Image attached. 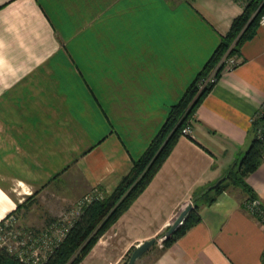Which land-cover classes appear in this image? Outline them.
<instances>
[{
  "label": "crops",
  "instance_id": "0c3cea01",
  "mask_svg": "<svg viewBox=\"0 0 264 264\" xmlns=\"http://www.w3.org/2000/svg\"><path fill=\"white\" fill-rule=\"evenodd\" d=\"M243 9L236 0H0V221L22 203L12 186H30L22 192L29 195L41 176L24 137L65 145L60 133L74 129L76 157L40 188L51 190L57 211L111 193ZM67 17L75 20L63 27ZM66 30L76 31V54ZM237 55L241 63L222 73L198 107L193 135L179 137L80 264H122L153 237L155 246L135 264L147 256V264H264V227L243 207L242 189L212 203L197 199L254 138L252 121L264 103V24ZM247 181L264 203V162ZM196 202L200 222L164 249L160 235Z\"/></svg>",
  "mask_w": 264,
  "mask_h": 264
},
{
  "label": "trees",
  "instance_id": "16d2710c",
  "mask_svg": "<svg viewBox=\"0 0 264 264\" xmlns=\"http://www.w3.org/2000/svg\"><path fill=\"white\" fill-rule=\"evenodd\" d=\"M242 11L231 23L232 26L228 33L222 35L221 41L212 56L196 74L197 76L190 85L186 87L187 89L178 99L179 101L171 105L161 128L142 155L134 160L130 172L122 178L111 193H106L103 197H100V194L94 195V198L85 202L80 215L74 220L61 244L54 246L41 264H80L100 237L128 210L151 182L181 137L183 128L191 120H194L203 98L215 85L211 84L200 90L198 87L200 82L212 72L229 49V55L238 54L243 43L256 34L260 25L259 21L264 15V0H250ZM252 122L254 138L245 154L230 169L229 177L222 180L219 185L209 187L197 199L212 203L219 194L229 190L230 186L234 185L246 193L247 198L245 200H256L264 209V203L258 197V193L247 181L248 176L264 162V112L260 111ZM242 205L245 206L244 203ZM21 206L19 204L6 218L2 219L0 225L4 224L7 218L13 216ZM199 211L200 205L196 202L188 211L185 219L172 232H170V226L160 235L159 238H162L164 249L172 246L190 228L200 222ZM0 264L31 263L21 261L2 247Z\"/></svg>",
  "mask_w": 264,
  "mask_h": 264
},
{
  "label": "rangeland",
  "instance_id": "374dc122",
  "mask_svg": "<svg viewBox=\"0 0 264 264\" xmlns=\"http://www.w3.org/2000/svg\"><path fill=\"white\" fill-rule=\"evenodd\" d=\"M73 19L75 20L74 17H70V18L67 17L65 19L66 20L65 22L68 21L69 23L67 22L63 27H66L68 25L71 26L72 25L71 21H73ZM69 33L71 34V36L68 37V39L74 40L73 43L71 44L72 47L71 50H73V52L76 54V31H69V32L67 30L64 31V35H69ZM58 34L63 39L61 33L58 32ZM227 52L229 53L230 49ZM69 55H71L70 52ZM52 113H54V116L52 118L55 119V116L56 118L58 117L56 114H59V111H51L50 114ZM19 117L20 116L18 115V118ZM52 129L54 130V132H56L57 127L55 128L53 124ZM60 134H63L62 137L65 140V145L48 143V140L46 139L45 140L47 142L45 140H40L39 138L37 139L35 138L31 140L30 137L27 138L24 137V140L22 142L29 148V151L31 150L32 153L31 156L33 157V159L37 163H41V167L43 168L41 169L42 172L39 173L41 174L39 179H35L34 180L35 183L31 185V187L34 190L31 194L29 195L22 194L23 191H29L28 189L30 188V186L26 184L12 186L14 188L13 190L14 192H12L13 195L16 198L23 197L22 203H20L22 205L21 208L18 211H16V213L13 215L14 216L13 228L16 231H21V232L31 231L32 233L35 232L40 233L39 235L41 236L40 237L41 243L37 246H39L38 248L41 250L42 253L44 252L45 248H42L41 246L47 243H49L48 245L51 246V248H53L57 244H61L67 232L69 231V228L73 224L74 220H76V218L80 215L83 209L82 206L85 204V202L88 201V199L94 198V196H88L85 198L83 197L74 202H67L64 205H59L61 209L60 211H57L54 206L56 203L53 202L55 200V197L52 196L53 194H50L51 190L49 188L40 190V188H43L45 184L48 182L47 180L48 178L49 180H51L55 177V176L51 177V175H53L54 173L59 174L61 170H63V168L76 157V153L72 151V148L76 147V138L74 140V135H75L74 129L72 130V128H65L63 129V132ZM59 148H63L65 151H63V156H58L57 159H55L52 156L53 155L52 149L58 150ZM32 170L37 171L36 169H32ZM30 177L31 178L33 177L32 173ZM231 188L235 189L237 188V186L231 185L229 189ZM104 194L106 193L103 192L100 195L103 197ZM48 200H52V201H48ZM245 201L246 200H244L242 204L245 203ZM161 239L162 238H159V240ZM1 243L2 240L0 239V250L2 248ZM161 243H163V241L159 242V244ZM130 255L128 252L126 256L122 257L121 263L122 264L126 263ZM151 259H152L151 256H147L144 258V260L140 262V264H147Z\"/></svg>",
  "mask_w": 264,
  "mask_h": 264
},
{
  "label": "built area",
  "instance_id": "2783aa9c",
  "mask_svg": "<svg viewBox=\"0 0 264 264\" xmlns=\"http://www.w3.org/2000/svg\"><path fill=\"white\" fill-rule=\"evenodd\" d=\"M241 3L244 7L250 2V0H236ZM260 24H264V15L260 19ZM241 63V59L237 54L229 55L227 52L222 59L218 62L215 68L212 70L209 75L203 79L200 84V90L204 89L205 86L216 84L222 73L234 70ZM262 112H264V103L261 108ZM192 120L189 124H187L183 130L182 135L190 137L193 135L192 133ZM100 197H102L100 195ZM91 200V199H88ZM247 210H249L261 224L264 226V209L256 200H246L244 203ZM14 226V216H11L5 220V223L0 225V239L2 240V247L6 248L9 253L14 254L21 261L28 262L31 264H41L43 260H45L48 254L53 250L51 246L47 244L41 246L44 249L42 253L38 248L41 240L40 233H32L30 232H21L16 231L13 228ZM58 245V244H57ZM163 246V243H161ZM263 263H264V255H263Z\"/></svg>",
  "mask_w": 264,
  "mask_h": 264
},
{
  "label": "water",
  "instance_id": "95a60500",
  "mask_svg": "<svg viewBox=\"0 0 264 264\" xmlns=\"http://www.w3.org/2000/svg\"><path fill=\"white\" fill-rule=\"evenodd\" d=\"M229 172H227V174L213 186L219 185L222 180H224L227 177H229V175H230ZM192 207H193V205H192V203H190L183 211H181L180 215L178 216V218L176 219L174 224H172V226L170 228V232H172L176 228V226H178V224L181 223L185 219L186 215L188 214V211L191 210ZM156 241H157V238L153 237L151 239L143 241L138 246H136L134 248V250L132 251V253H131L130 257H129V260L127 261L126 264H135L136 261L144 253H146L155 244Z\"/></svg>",
  "mask_w": 264,
  "mask_h": 264
}]
</instances>
